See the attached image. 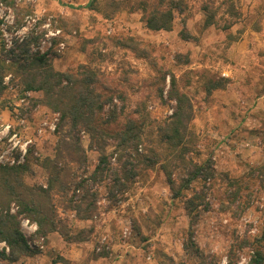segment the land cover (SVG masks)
Masks as SVG:
<instances>
[{"label": "rangeland", "instance_id": "374dc122", "mask_svg": "<svg viewBox=\"0 0 264 264\" xmlns=\"http://www.w3.org/2000/svg\"><path fill=\"white\" fill-rule=\"evenodd\" d=\"M8 1L12 5L0 0V57L7 58L8 51L17 52L18 45L27 44L30 52L54 51L53 66L60 71L91 63L119 84L126 96L125 112L134 118L138 115L132 112L140 102L145 103L152 119L172 114L175 102L167 92L174 77L179 91L193 106L189 127L197 135L199 150L194 160L210 158L214 170L206 196L210 208L199 207L194 219L187 216L182 200L172 199L159 169L137 177L130 189L117 194L115 203L105 185L97 183L98 210L91 221L79 222L70 212L58 211L68 218L71 232L93 227L88 241L69 243L58 234L44 241L21 220V230L27 243L34 244L31 249L36 254L14 264H53L56 253L77 264L88 259L90 264H159L165 256L177 263L229 264L232 258L234 264H250V248L238 244L247 236L258 235L264 224V185L258 171L250 173L264 167V0H233L241 13L240 21L226 32L220 30L221 17L219 25L203 28V15L198 10L203 0H186L187 13L176 16L171 31L160 32L148 31L140 12L123 10L106 20L77 8L88 0ZM61 19L69 23L70 32L59 27ZM183 33L189 38L183 39ZM126 36L149 46L151 58L165 73L163 84L148 61L113 43L114 38ZM84 40L91 41L85 44L86 53L81 52ZM124 70L128 81L119 83ZM207 78H222L225 85L208 95ZM4 85L0 98L3 122L19 130L23 140H30L26 155L30 151L38 159L51 156L58 114L34 103L41 98L40 93L23 91L18 78L7 75ZM117 106L121 102L117 101ZM53 122L55 131L50 132L48 126ZM81 144L89 175L98 157L89 149L86 134L81 135ZM25 178L28 183L45 185L46 181L45 173L36 167ZM229 179L244 181L253 192L250 206L239 217L220 209V202L226 201ZM124 228H129L126 236ZM103 238L105 245H101ZM186 242L190 247L184 248ZM102 249L109 250L108 256L91 260L93 251ZM0 250L5 251L3 245Z\"/></svg>", "mask_w": 264, "mask_h": 264}, {"label": "trees", "instance_id": "16d2710c", "mask_svg": "<svg viewBox=\"0 0 264 264\" xmlns=\"http://www.w3.org/2000/svg\"><path fill=\"white\" fill-rule=\"evenodd\" d=\"M7 3L12 5V1L7 0ZM77 8L87 9L106 20L123 10L140 12L144 27L152 32L171 31L176 16L189 10L186 0H88ZM198 10L203 15L204 29L219 25L220 17L223 24L219 27L223 32L240 21L241 13L233 0H203ZM58 25L70 32L69 23L64 19ZM188 38L183 33V39ZM90 42L83 41L81 52L86 53L85 44ZM113 43L148 61L160 74V83H164L165 73L151 58L147 44L134 36L117 37ZM17 49V52L8 51L7 58L0 57V98L6 89L4 77L18 78L23 91L40 93L41 98L35 99L34 103L57 113L58 124L51 156L38 159L29 151L22 164L0 165V242L8 248L7 254L0 250V261L14 264L36 254L21 230V220L33 224L35 237L44 241L53 234L69 243L88 241L94 228L71 232L68 218L58 211L61 208L62 213L70 212L79 222L91 221L98 210L99 192L94 187L97 183L105 185L108 197L115 203L117 194L130 189L137 177L159 169L172 199L182 200L188 217L194 219L199 207L210 208L206 196L214 179L212 161L210 158L202 162L194 160L193 155L199 150L197 135L189 127L194 117L193 106L189 97L179 91L174 77L167 92L169 99L175 102L172 114L163 119H152L145 103L140 102L132 112L138 115L134 118L125 112L126 96L119 84L91 63L60 71L53 66L54 51L30 52L27 44H20ZM117 81H128L125 70ZM224 81L207 78L205 92L209 95L223 88ZM161 92L162 88L158 86V93ZM117 101L121 106H117ZM82 134L88 136V147L98 157L89 175H86L87 155L81 144ZM34 167L45 173V185L27 182L26 174H33ZM256 171L264 185V167L251 169V175ZM242 182L229 179L226 201L220 202V209L230 212L233 217L244 213L252 199L250 186ZM135 229L141 233L137 224ZM189 245L193 246L191 242ZM238 245L250 248V264H264V224L258 235L247 236ZM187 247H190L188 242L184 245ZM109 253L108 249L93 251L91 260L105 258ZM52 263L77 264L58 253ZM82 264H90V259ZM159 264L189 263H177L165 256ZM229 264H234L232 258Z\"/></svg>", "mask_w": 264, "mask_h": 264}, {"label": "built area", "instance_id": "2783aa9c", "mask_svg": "<svg viewBox=\"0 0 264 264\" xmlns=\"http://www.w3.org/2000/svg\"><path fill=\"white\" fill-rule=\"evenodd\" d=\"M57 120V119H56ZM21 124L19 126L22 127L24 123L23 119H21ZM46 126L45 124H43ZM50 132L55 131V123L53 122L49 126ZM30 143V140H23L20 135L19 130H15L11 123H4L2 120V116L0 113V165H19L25 161L27 146ZM24 226H30L31 230H35V226L29 223L27 220H23ZM129 228H124L123 235L126 236L129 234ZM105 239L101 241V245H105ZM0 245L4 246L5 251H8V248L4 243H0ZM30 248H34V244L28 242ZM41 244V248H42ZM107 248V247H106ZM100 248H98L99 251Z\"/></svg>", "mask_w": 264, "mask_h": 264}, {"label": "crops", "instance_id": "0c3cea01", "mask_svg": "<svg viewBox=\"0 0 264 264\" xmlns=\"http://www.w3.org/2000/svg\"><path fill=\"white\" fill-rule=\"evenodd\" d=\"M99 260V259H98ZM95 261H97V260H95Z\"/></svg>", "mask_w": 264, "mask_h": 264}]
</instances>
